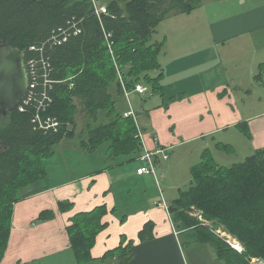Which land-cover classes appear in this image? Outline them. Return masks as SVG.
<instances>
[{
    "label": "trees",
    "instance_id": "obj_1",
    "mask_svg": "<svg viewBox=\"0 0 264 264\" xmlns=\"http://www.w3.org/2000/svg\"><path fill=\"white\" fill-rule=\"evenodd\" d=\"M203 1L111 0L105 5L108 14L99 19L90 0H0V43L22 50L26 62L35 59L40 64L39 49L60 30L70 31L65 42L44 48L50 66L47 101L51 102L40 115L44 120L57 119L58 130L46 132L36 121L44 91L42 79L36 100L24 112L17 109L0 116V264L8 250L15 205L33 195L28 191L30 186L49 181L44 163L61 142L76 138L79 148L88 154L108 144L110 161L121 157L139 160L143 148L136 138V124L117 107L124 93L116 68L129 91L143 84L152 94L163 96L160 56L165 39L154 42L153 35L165 20L189 14ZM76 30L79 33L74 34ZM105 33L111 35L114 57ZM38 67L43 74L42 66ZM254 79L264 86V64ZM176 99L180 97H172ZM82 114L87 118L79 129ZM240 128L250 136L246 127ZM190 177L189 188L169 208L172 222L184 230V238L211 245L223 264H249L248 258L264 260V149L230 167L218 165L213 158L203 160L191 168ZM72 207L70 202L58 204L60 213ZM192 208L204 221L223 227L237 238L245 252L238 253L215 235L210 225L190 216ZM108 214L103 205L71 218L67 232L78 264H107L114 259L117 264L131 263L134 243L126 236L101 258L92 256L98 235L108 227L104 222ZM54 215L47 210L39 220H50ZM153 229L154 224L147 223L139 233L140 240L153 238Z\"/></svg>",
    "mask_w": 264,
    "mask_h": 264
},
{
    "label": "crops",
    "instance_id": "obj_2",
    "mask_svg": "<svg viewBox=\"0 0 264 264\" xmlns=\"http://www.w3.org/2000/svg\"><path fill=\"white\" fill-rule=\"evenodd\" d=\"M90 1L103 6L111 0ZM162 25L163 95L176 92L180 99L169 103L167 110L162 107L164 101H156L142 111V124L141 108L134 110L147 149L163 147L168 160L175 150L191 144H198L192 156L199 157L209 149L221 152L218 143L236 150L241 145L246 158L264 149V86L254 79L258 67L264 64V0H204L200 8L172 16ZM106 156L109 160L107 153ZM167 168L169 171L173 167ZM131 172L132 176L120 184L124 185L121 197L117 188L120 176L113 175L108 166L62 182H55L50 176L48 182L30 186L28 191L33 195L15 205L12 234L1 264H78L67 227L76 214L103 205L109 210L104 218L108 227L97 237L92 250L95 259L117 248L122 236H126L134 243L130 264H202L197 259L192 262L191 254L209 252L211 245L187 241L184 230L174 225L170 213L158 206L160 199L152 193L148 197L154 178ZM133 190L144 193L147 205L128 212L131 203L127 197ZM179 195L178 191L164 200L170 205ZM60 202H70L73 207L60 213ZM47 210L55 213L54 218L39 220ZM150 222L154 224L153 238L141 241L139 233ZM185 248L190 255L185 254ZM109 264L117 262L114 259Z\"/></svg>",
    "mask_w": 264,
    "mask_h": 264
},
{
    "label": "rangeland",
    "instance_id": "obj_3",
    "mask_svg": "<svg viewBox=\"0 0 264 264\" xmlns=\"http://www.w3.org/2000/svg\"><path fill=\"white\" fill-rule=\"evenodd\" d=\"M110 2V1H108ZM162 26H160L157 29L156 34L153 35V41L161 40L162 39ZM178 93L170 91L165 92V94L161 97L160 94H152L151 91L148 92L146 95H139L135 92H132L128 99H118L117 107L120 111L124 112L128 111V107L134 108V110H139L141 108V112L144 110H148L149 107H152L156 101L162 100L164 101V104L162 107H164L166 110L169 107V103L172 101V97L180 96L177 95ZM177 100V99H176ZM142 106V107H141ZM143 108V109H142ZM145 112V111H144ZM144 112L140 114V122L142 124L144 120ZM87 117H85L83 114L80 115L79 120V129L82 128L84 125V120ZM146 143V142H145ZM198 144H191L187 147H182L179 150H175L173 152V156L170 160H163L160 158L159 162L156 163V168L158 171L159 176L161 174L165 175V178H158L160 184L158 185L155 179H152V182L150 183V188L148 190V197L151 195H156L160 201L166 196L168 197L172 193H181L185 191L190 186V171L193 166H195L197 163L202 162L203 160L213 158L214 161L221 166L224 167H230L234 164H238L240 162H243L246 159V155L241 150V145H238V149L236 150L234 147H231L229 145L218 143L216 144L217 148L221 150V152H218V150L209 149L205 151L207 154L206 156H192V153L194 149L197 147ZM107 147L108 144L102 145L96 152L94 153H85L79 148L78 139H68L61 142L59 145L56 146L55 151L56 153L49 159H47L44 163L46 170L48 172V176L55 182H62L67 181L71 178H76L80 176L83 173H86L90 170L95 169H103L108 166L109 170L113 171V175L115 173L118 174L119 181H118V197L124 196L121 192L123 191L124 185H120L126 179L130 176H132V172H136L137 165H139V160L136 161H130V157H121L120 159H117L114 161V164L119 163L122 164L119 168H115V165L113 166L112 161L107 160ZM226 147V148H225ZM73 149H76V151H73ZM213 151V152H212ZM124 161V162H121ZM169 166H172L173 168L168 171ZM190 169V170H189ZM127 171L129 174H126ZM51 176V177H50ZM177 186L179 185V188H173L170 189L168 186ZM120 185V186H119ZM163 191L165 192V195L163 197ZM165 197V198H166ZM130 201V205L127 209L128 212L134 211L139 205L146 206L147 201L144 200V193H141L133 190L129 192L128 197ZM196 212L197 209L194 208ZM200 213V212H199ZM201 214V213H200ZM204 221V220H203ZM207 225H210L213 229L215 235H217V231L221 230L222 233H225L226 235L231 236L232 238L238 240L237 238L230 235L223 227H217L216 224L213 222H206ZM220 238L227 240L226 236L221 237V235H218ZM182 242H184V239H181ZM226 242V241H225ZM240 242V241H239ZM227 243V242H226ZM228 244V243H227ZM229 245V244H228ZM230 246V245H229ZM231 247V246H230ZM232 248V247H231ZM185 254L190 255V252L185 248ZM233 249V248H232ZM245 252V248L243 253ZM239 253V252H238ZM240 253V254H243ZM199 260L202 264H222L219 263V261H216V252L212 246H209V252L208 250L198 253H192L191 254V260L194 262L195 260ZM260 259V258H257ZM252 259L248 258L249 264ZM111 262H108L109 264Z\"/></svg>",
    "mask_w": 264,
    "mask_h": 264
},
{
    "label": "built area",
    "instance_id": "obj_4",
    "mask_svg": "<svg viewBox=\"0 0 264 264\" xmlns=\"http://www.w3.org/2000/svg\"><path fill=\"white\" fill-rule=\"evenodd\" d=\"M94 9H95V14L97 15V17L100 19L102 15H107L108 14V10L107 7L105 5L103 6H97L94 3ZM72 28H76V24H73ZM74 34L79 33V30H76L75 32H73ZM70 34V31L68 29L62 31H59V34L54 35L52 38H50L48 40L47 43H45L40 49V64H38V62L35 59H29L26 62V68H27V72H28V76H29V85H28V89L25 95L24 100L22 101V103L19 105V107L17 108L20 112H24L25 111V107H27L29 104H31L32 102H34L36 100V95L38 92V86H39V81L42 79L43 80V86H44V91L42 92V98L41 101H39V105L37 107V113H36V121L38 123V127L44 131H50V130H58L59 127V122L57 121V119H54L52 117H48L47 119H42L40 112L45 111L47 109L48 106V102L50 104L51 101H47L48 97H47V92H46V87L48 84V72H49V64L46 60V58L44 57V48L46 46V44H50V46H54L56 44H61L63 41L65 42L68 38ZM105 37L108 43V48L109 51L111 53V55L114 57V52H113V48H112V43L109 41V38L111 37L110 34H106L105 33ZM31 50H35L34 47L31 48ZM38 65H41L43 68V74L39 73V67ZM118 71V76L122 85V89H123V93H124V98L128 99L130 94L132 92H135L139 95H146L149 90L146 86H144L143 84H137L134 88L133 91H129L126 86L125 83L123 81L120 69L117 67L116 68ZM125 118L131 117L135 124H136V129H137V134H136V138L140 140L142 148H143V154L141 155V157L139 158V162H140V166L137 168L136 174L137 175H151L157 182V184L159 185V175H158V171L156 168V163H157V159L158 158H162L163 160H167L169 158V155L167 154V151L163 149V147L160 146H156L153 150H149L146 147V143H145V137H144V133L142 131V127L141 124L138 121V116L136 114V112L134 111V109L131 107H129V110L126 111L123 115ZM35 121V122H36ZM155 142L158 141L157 136L154 138ZM158 206H161L163 208L166 209V211L169 213V208L170 205L167 204V202L164 200V198L160 201V203H158ZM189 215L195 218H198L200 221H203L202 215L199 212H196L194 208H192L189 212ZM204 222V221H203ZM217 235H221V237L226 236L227 240H225L235 251L239 252V253H243L244 251V246L242 245V243H240L238 240L232 238L229 235H226L225 233H222L221 230L217 231ZM177 235V233H176ZM252 260L250 261V264H264V260L262 259H257V258H251Z\"/></svg>",
    "mask_w": 264,
    "mask_h": 264
},
{
    "label": "water",
    "instance_id": "obj_5",
    "mask_svg": "<svg viewBox=\"0 0 264 264\" xmlns=\"http://www.w3.org/2000/svg\"><path fill=\"white\" fill-rule=\"evenodd\" d=\"M28 85L24 52L10 44L0 43V116L17 110Z\"/></svg>",
    "mask_w": 264,
    "mask_h": 264
}]
</instances>
